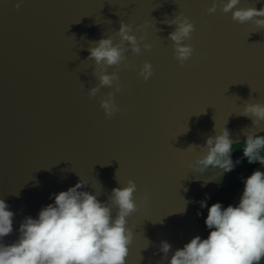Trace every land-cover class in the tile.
Masks as SVG:
<instances>
[{"label": "water", "instance_id": "1", "mask_svg": "<svg viewBox=\"0 0 264 264\" xmlns=\"http://www.w3.org/2000/svg\"><path fill=\"white\" fill-rule=\"evenodd\" d=\"M213 2L0 0V198L15 213L5 243L18 238L26 216L37 217L54 193L80 180L81 190L101 201L136 182L126 264H169L193 237L206 238L199 201L213 199L236 167L222 183L205 185L213 174L197 179L190 165L223 127L240 142L245 129L264 128L239 114L247 103L264 102V28L220 7L209 13ZM250 6L264 7V0L237 5ZM177 14L195 25L185 41L193 55L183 63L169 39L175 25L165 22ZM121 21L152 47L139 54L129 48L126 60L108 69L119 72L121 86L120 110L108 117L101 99L115 86L89 95L99 83L89 49L102 37L119 43ZM145 61L153 65L147 81L140 75ZM243 190L244 183L229 204L237 205ZM163 240L172 245L169 259L160 251Z\"/></svg>", "mask_w": 264, "mask_h": 264}, {"label": "clouds", "instance_id": "2", "mask_svg": "<svg viewBox=\"0 0 264 264\" xmlns=\"http://www.w3.org/2000/svg\"><path fill=\"white\" fill-rule=\"evenodd\" d=\"M240 3L241 0H219L218 3L214 0L208 11L215 13L220 7L224 13L231 12L232 18L240 23L254 21L259 28H264V7H237ZM165 22L175 25L169 39L174 42L176 58L183 63L193 55L192 45L185 41L191 39L195 25L182 14ZM133 28L132 24L121 21L119 43L107 36L89 49L88 59H94L99 80L89 89V95L96 96L101 87L115 86L101 99V107L108 117L120 110L115 95L121 91L119 72L108 69L121 65L129 48L139 54L142 47H152L150 43L142 45L144 38L138 39ZM152 74V63L145 61L140 75L147 81ZM239 114L252 118L253 124L259 127L264 122V102L247 103ZM244 131L247 138L242 142L234 141L227 127L207 137L204 154L190 165L193 172L200 174L196 178L211 172L215 178H203L205 185L209 180L222 183L224 175L232 172L243 158L250 164H264V128L258 132ZM237 149L242 150L243 156L234 160L232 153ZM243 183L237 205L225 207L216 202L209 207L210 197L199 201L201 208L208 209L204 221L209 230L206 238L193 237L176 249L170 259L172 245L167 240L161 241L160 251L164 259H169V264H264V170L255 169L243 178ZM85 186V181L80 180L66 191L54 193V202L41 208L37 217L24 218L18 238L11 243H5V237L14 230L15 213L0 198V264H126L129 245L134 239V230L128 227L127 218L137 210L136 182L129 179L126 186L113 188L107 201L81 190ZM185 202L182 211L186 210L188 202ZM112 205L118 209L115 215Z\"/></svg>", "mask_w": 264, "mask_h": 264}, {"label": "trees", "instance_id": "3", "mask_svg": "<svg viewBox=\"0 0 264 264\" xmlns=\"http://www.w3.org/2000/svg\"><path fill=\"white\" fill-rule=\"evenodd\" d=\"M236 153L234 154V157H242L243 153L242 150H235ZM248 161L246 158H243L242 162L236 166V169L234 170V173L230 176V178L226 181V183L223 185L222 189L220 192L208 202V206L210 207L213 203L216 202H221L225 207L230 203L232 198L235 196L236 192L239 189V186L243 182V178H246L248 173L251 171L253 168V165L255 163H251L249 166ZM208 214V209L203 208L201 211V216L205 228V236L207 237L209 230L207 229L204 221L206 219V216Z\"/></svg>", "mask_w": 264, "mask_h": 264}, {"label": "flooded vegetation", "instance_id": "4", "mask_svg": "<svg viewBox=\"0 0 264 264\" xmlns=\"http://www.w3.org/2000/svg\"><path fill=\"white\" fill-rule=\"evenodd\" d=\"M236 153V151H234L233 153H232V156H233V159L235 160L237 157H234V154ZM247 160V159H246ZM259 163L257 162V163H255L254 165H253V168L251 169V171L248 173V175L247 176H249V174L255 169V167L258 165ZM249 166L251 165V164H248ZM246 176V177H247ZM242 184H243V182H242ZM241 184V185H242ZM241 185L239 186V188L241 187Z\"/></svg>", "mask_w": 264, "mask_h": 264}]
</instances>
